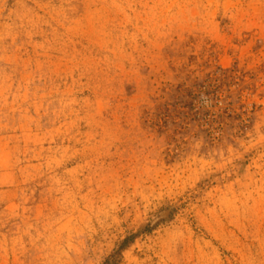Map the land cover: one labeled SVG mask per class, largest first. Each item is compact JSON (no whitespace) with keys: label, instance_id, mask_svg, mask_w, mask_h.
<instances>
[{"label":"rangeland","instance_id":"1","mask_svg":"<svg viewBox=\"0 0 264 264\" xmlns=\"http://www.w3.org/2000/svg\"><path fill=\"white\" fill-rule=\"evenodd\" d=\"M264 264V0H0V264Z\"/></svg>","mask_w":264,"mask_h":264},{"label":"trees","instance_id":"2","mask_svg":"<svg viewBox=\"0 0 264 264\" xmlns=\"http://www.w3.org/2000/svg\"><path fill=\"white\" fill-rule=\"evenodd\" d=\"M122 245L115 250L111 255L104 259L102 264H118L121 260L120 248Z\"/></svg>","mask_w":264,"mask_h":264}]
</instances>
